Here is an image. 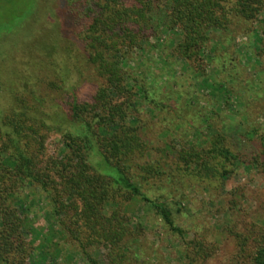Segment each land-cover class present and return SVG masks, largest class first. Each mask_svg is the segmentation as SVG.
<instances>
[{"label": "rangeland", "instance_id": "rangeland-1", "mask_svg": "<svg viewBox=\"0 0 264 264\" xmlns=\"http://www.w3.org/2000/svg\"><path fill=\"white\" fill-rule=\"evenodd\" d=\"M6 1L0 0V16L6 15L0 23L16 16L26 21L17 32L0 37V113L26 108L35 121L29 133L44 138L38 161L45 164L61 157L62 133L48 132L36 126L37 121L59 122L60 117L64 131L72 129V104H93L96 92L107 85L84 48L83 37L94 17L88 18L86 12L93 0H12L11 5ZM250 28L248 22L236 21L230 32L214 33L206 55L192 66L171 54L169 38L161 44L152 39L153 47L135 49L127 56L126 68L145 94L118 102L129 105L132 124L149 145L148 157L141 162L171 161L174 154L167 147L175 152L205 142L218 131L228 134L242 151L261 152L264 53L257 51V35ZM250 132H256L253 141ZM135 182L148 198L168 203L185 233L173 234L149 203L132 198L120 208L134 230L126 239L134 251L132 258L141 264H189L185 252L193 242L206 249V257H197L196 264H250L264 235L262 167H240L219 189L181 177ZM18 194L30 208L27 226L35 230L27 240L40 235L32 248L36 256L48 245L60 264H109L107 249L89 248L88 261L71 237L60 234L46 192L24 185ZM124 264L139 263L131 259Z\"/></svg>", "mask_w": 264, "mask_h": 264}, {"label": "trees", "instance_id": "trees-1", "mask_svg": "<svg viewBox=\"0 0 264 264\" xmlns=\"http://www.w3.org/2000/svg\"><path fill=\"white\" fill-rule=\"evenodd\" d=\"M6 3L11 5L12 0ZM92 15L84 48L96 74L107 81L106 87L96 92L93 104H72V129L64 131L60 117L59 122L36 123L48 132L62 133L61 157L40 164L38 146L44 138L29 133L35 121L26 108L0 113V264H60L48 245L38 256L32 251L40 235L27 240V234L35 230L27 226L30 208L18 194L24 185L37 186L48 194L60 234L71 237L88 261L92 259L89 248L102 247L109 251V264L131 259L141 264L132 258L134 251L126 243L134 230L120 213L125 203L140 198L155 209L173 234L183 237L185 232L176 224L168 203L148 198L135 179L181 177L219 189L240 167L264 169V141L260 153L249 154L220 131L208 135L205 142L175 152L167 147L174 154L171 161L141 162L148 157L149 145L132 124L129 105L118 102L145 94L128 72L125 59L135 49L153 47L152 39L161 44L169 38L171 54L192 66L206 55L214 33L230 32L236 21H244L257 35V51L264 53V0H93L86 12L88 18ZM24 19L16 16L2 21L0 37L17 32ZM61 82L67 85L64 78ZM255 137L256 132L249 133L250 140ZM113 207L114 212L107 214ZM187 249L189 264H196L197 257L203 259L202 254L206 257L203 244L189 242ZM250 264H264V235Z\"/></svg>", "mask_w": 264, "mask_h": 264}]
</instances>
